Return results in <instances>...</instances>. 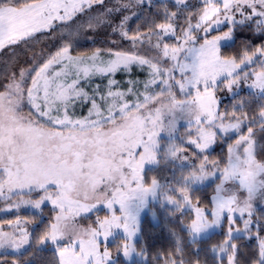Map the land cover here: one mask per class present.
<instances>
[{
    "label": "snow or ice",
    "instance_id": "snow-or-ice-1",
    "mask_svg": "<svg viewBox=\"0 0 264 264\" xmlns=\"http://www.w3.org/2000/svg\"><path fill=\"white\" fill-rule=\"evenodd\" d=\"M58 26L55 50L0 72V216L13 217L0 218V264L49 246L53 264H141L135 238L153 202L179 214L192 246L186 257L177 237L163 264H202L199 241L215 230L213 264H264V0H0V52ZM239 31L252 36L225 54ZM133 66L143 80L115 78ZM93 77L106 83L89 92ZM161 165L170 179H146ZM209 182L205 203L194 193ZM241 240L256 242L243 261Z\"/></svg>",
    "mask_w": 264,
    "mask_h": 264
},
{
    "label": "trees",
    "instance_id": "trees-1",
    "mask_svg": "<svg viewBox=\"0 0 264 264\" xmlns=\"http://www.w3.org/2000/svg\"><path fill=\"white\" fill-rule=\"evenodd\" d=\"M169 4V7H173V2H167ZM174 10V8H173ZM149 11L154 12L153 9H150ZM136 23V19H134L132 22H130V27H134ZM63 26H58L56 29L55 33H44L43 35L40 36V38L37 41L30 42L28 45H22L20 47H17L15 51L13 52L12 50H8L7 52H2L0 54V67L6 68V66H10L9 64H12L14 61H22L21 55L18 53V49H27V47L30 49L32 52H38V54H45L49 50H55V47L59 44L61 40V28ZM252 36V33L250 31H239L237 33V38L235 41L232 42V44L227 45L223 47V51L227 55H234L238 49L241 46V41L249 38ZM83 42V41H82ZM81 42V46L78 49L79 51H85L89 48L92 47V45L88 42ZM27 46V47H26ZM8 63V64H7ZM22 65L26 66V63H22ZM12 69V67H11ZM2 72V70H0ZM99 80V79H98ZM91 83V86H94L93 84H103L106 82H101L98 81ZM90 92V88H88ZM245 93H242L243 95ZM220 97L223 100L224 105H229L230 100L227 99V94L226 92H221ZM184 129H182L180 132H183ZM226 141L225 142H218L213 149L211 150V156L213 158H223L226 153ZM212 190V186L205 187L204 189H199V191H196V194L199 196V193L204 194V195H209ZM204 198V202H208ZM45 213H50L49 208L44 209ZM30 213V212H29ZM27 212L22 211L21 215L22 216H29ZM156 224L152 223L151 219L146 217L145 221L142 224V232H141V239L137 243L138 249L140 247H145L147 251V258L145 261H141V264H163L164 260V254L170 253L175 245L177 237H183L184 243H185V248L184 252L186 257H191L192 255V246L188 244V237L185 232L182 231V225L180 223V216L179 214L175 216H171L166 214L164 211L161 213L158 212L156 215ZM4 218H13L9 214L4 217ZM175 233L176 235H173ZM223 234H217L214 235L207 240L204 241H199V247L201 248V253H200V260L202 264H213L212 260V252L210 251L211 245L214 243L219 242L222 239ZM244 241V240H241ZM240 243V241H239ZM255 244H241L243 245L241 251V260L243 261L244 256H248L251 251L255 249ZM159 255L158 259H155L154 257ZM24 259H30V264H53V259H54V252L49 249L42 250L41 252H38L35 257L29 258L27 254H25L24 257H21V260L23 261Z\"/></svg>",
    "mask_w": 264,
    "mask_h": 264
},
{
    "label": "rangeland",
    "instance_id": "rangeland-1",
    "mask_svg": "<svg viewBox=\"0 0 264 264\" xmlns=\"http://www.w3.org/2000/svg\"><path fill=\"white\" fill-rule=\"evenodd\" d=\"M162 2V0H156V3H161ZM167 2H173V0H167ZM197 2V0H189V3H191V4H195ZM109 3H111V0H109ZM134 19H136L135 17L133 18V20ZM132 20V21H133ZM131 21V22H132ZM77 23H79V22H81L80 20H77L76 21ZM71 23V22H70ZM105 31H110V28H107L106 30H102V33H101V35H103V34H105ZM60 43V42H59ZM83 43V42H82ZM230 44H232V42H225L224 44H223V46H222V48L223 47H225V46H227V45H230ZM27 47V46H26ZM18 53H19V55H21V59H22V61H14L13 62V66H12V64H9L10 65V67H12V69L11 70H13V71H18L19 70V68L20 67H29L30 66V64L33 62V58H35L36 60H39L40 58H41V56H42V54H38V52H32V51H30V49L27 47V49H24V48H22V49H18ZM26 63V66L25 65H22V63ZM8 64V63H7ZM0 70H4V68H2V67H0ZM145 75H146V73L145 72H143V71H140L138 68H136L135 66H133L132 67V71H131V73L129 74V73H124V72H118L117 74H116V79L117 80H119V81H125L126 79H128L129 77H131V78H139V79H141V80H143L144 78H145ZM99 79V80H98ZM97 80L98 81H101V82H106V80H102L101 78H99V77H93L92 78V80H91V83H92V81L93 82H97ZM97 84V83H96ZM93 85H95V84H93ZM91 84L90 85H86V90H88V88H90V91H91ZM89 91V90H88ZM247 92V89H244V91L242 92V93H246ZM241 93V94H242ZM227 95V99L228 100H230L231 99V97H230V95L228 94V93H226ZM27 111H28V109H27V107H25V112L27 113ZM78 111H82L83 113H85L86 114V112H87V106H85L82 110H79L78 109ZM182 129H184V122L183 121H181L180 122V125H179V131H181ZM161 139L162 140H166L167 139V137L162 133L161 134ZM215 146V145H214ZM213 146V147H214ZM145 171H146V173H147V176H146V179H148V180H150V178L153 176V175H155L156 177H158L159 179H161V181H164V180H166V179H170L171 178V176H170V166H164V165H161V166H159L158 168H153L152 166H146V169H145ZM209 186H212V190H211V192H210V194L209 195H204V194H200L199 193V197H200V199L202 200V201H204V198L206 199V201H207V198H210L211 197V195L213 194V187H214V184H212L211 182H209V183H207V184H205L204 186H201L200 188H198V191H199V189H204L205 187H209ZM194 195L195 196H198L197 194H196V192L194 193ZM209 200V199H208ZM206 203V202H205ZM150 207L151 208H153V209H155V212H156V215L158 214V212H162L163 210L162 209H160V207H159V203L158 202H153L151 205H150ZM255 207H256V209H257V214L258 215H260V214H264V205H262V204H260L259 202H257L256 203V205H255ZM45 208H49V211H50V206H46ZM44 208V209H45ZM22 211H24V212H27V213H29V214H33V210H31V209H22L21 210V213H22ZM106 209H103V210H101L100 212H99V215H101V216H103V215H105L106 214ZM50 213H45V211H44V216H45V218H47V216L49 215ZM178 214V213H177ZM176 214V215H177ZM10 216H12L11 214H9ZM155 215V217H153V215L149 212V211H145L144 213H142V215H141V232H142V224H143V222L145 221V219H146V217H148L149 219H151V221H152V223L154 224H156V216ZM0 218H4L3 216H0ZM184 219H185V221H186V219H187V217H184ZM93 220H95V214H89V219H87V220H82L81 221V223L82 224H84V225H87L88 223H90L91 221H93ZM141 232L137 235V237L135 238V242H136V244L140 241V239H141ZM217 234H223L222 233V231L221 230H215L214 232H212V233H210V234H208V235H206V236H204V237H202L201 238V240L200 241H204V240H207L208 238H210V237H212V236H214V235H217ZM119 241L118 240H116V241H112V240H110L109 241V244H110V247L112 248V250L115 252V243H118ZM240 243L242 244H249V246H251V244H254V243H256L255 242V240H252V241H247V240H244V241H240ZM45 249H49V250H52L51 249V246H49V247H46V248H44L43 250H45ZM241 251H243V249L241 248ZM242 257V256H241ZM248 256H244V260L247 258ZM136 259H139V258H136ZM145 261V260H144Z\"/></svg>",
    "mask_w": 264,
    "mask_h": 264
},
{
    "label": "crops",
    "instance_id": "crops-1",
    "mask_svg": "<svg viewBox=\"0 0 264 264\" xmlns=\"http://www.w3.org/2000/svg\"><path fill=\"white\" fill-rule=\"evenodd\" d=\"M0 54H2V52H0Z\"/></svg>",
    "mask_w": 264,
    "mask_h": 264
}]
</instances>
